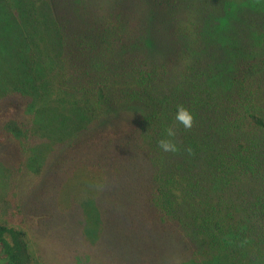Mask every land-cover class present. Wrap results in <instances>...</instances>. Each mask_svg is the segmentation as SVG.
Segmentation results:
<instances>
[{"label": "trees", "instance_id": "obj_1", "mask_svg": "<svg viewBox=\"0 0 264 264\" xmlns=\"http://www.w3.org/2000/svg\"><path fill=\"white\" fill-rule=\"evenodd\" d=\"M0 151L7 264H264V0H0Z\"/></svg>", "mask_w": 264, "mask_h": 264}, {"label": "rangeland", "instance_id": "obj_2", "mask_svg": "<svg viewBox=\"0 0 264 264\" xmlns=\"http://www.w3.org/2000/svg\"><path fill=\"white\" fill-rule=\"evenodd\" d=\"M2 154L3 151H0V155ZM6 168L7 166L0 163V219L8 222H17L19 220V214L10 205V199L12 198L14 188L15 173L13 170L9 169L10 172L7 175L3 171ZM36 241L39 245L44 243V239H42L41 236H39ZM66 255L62 260H58L57 256H52L51 254L47 255V258L49 264H75L74 260L67 259L68 257H66ZM94 264L99 263H95L94 261Z\"/></svg>", "mask_w": 264, "mask_h": 264}, {"label": "clouds", "instance_id": "obj_3", "mask_svg": "<svg viewBox=\"0 0 264 264\" xmlns=\"http://www.w3.org/2000/svg\"><path fill=\"white\" fill-rule=\"evenodd\" d=\"M174 119L185 129H189L192 127L193 114L183 106L177 107ZM166 133H167L166 138H162L158 141L159 148L165 152H176L178 150V147L176 143L172 139H170L171 137H174L175 132L173 131L172 128H168L166 130ZM187 150L189 152L191 151L190 149ZM0 264H7V257H0Z\"/></svg>", "mask_w": 264, "mask_h": 264}]
</instances>
